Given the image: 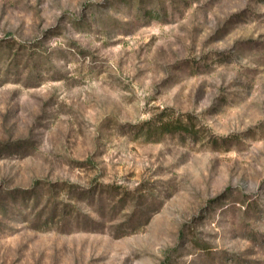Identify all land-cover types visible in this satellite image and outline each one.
I'll list each match as a JSON object with an SVG mask.
<instances>
[{
  "label": "rangeland",
  "instance_id": "rangeland-1",
  "mask_svg": "<svg viewBox=\"0 0 264 264\" xmlns=\"http://www.w3.org/2000/svg\"><path fill=\"white\" fill-rule=\"evenodd\" d=\"M0 264H264V0H0Z\"/></svg>",
  "mask_w": 264,
  "mask_h": 264
},
{
  "label": "trees",
  "instance_id": "trees-1",
  "mask_svg": "<svg viewBox=\"0 0 264 264\" xmlns=\"http://www.w3.org/2000/svg\"><path fill=\"white\" fill-rule=\"evenodd\" d=\"M172 128H174L173 125L170 124V123H167V124L165 125V127H163V132H166V131H168V132H173V131H175V130H173Z\"/></svg>",
  "mask_w": 264,
  "mask_h": 264
}]
</instances>
